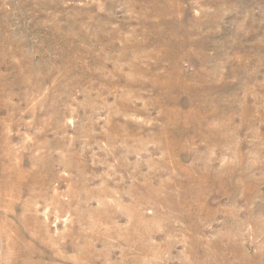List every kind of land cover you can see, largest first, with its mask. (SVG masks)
Returning <instances> with one entry per match:
<instances>
[{"label": "rangeland", "instance_id": "obj_1", "mask_svg": "<svg viewBox=\"0 0 264 264\" xmlns=\"http://www.w3.org/2000/svg\"><path fill=\"white\" fill-rule=\"evenodd\" d=\"M0 264H264V0H0Z\"/></svg>", "mask_w": 264, "mask_h": 264}]
</instances>
